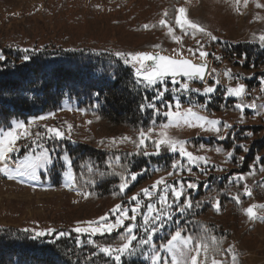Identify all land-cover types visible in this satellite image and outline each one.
<instances>
[{
  "label": "rangeland",
  "instance_id": "rangeland-1",
  "mask_svg": "<svg viewBox=\"0 0 264 264\" xmlns=\"http://www.w3.org/2000/svg\"><path fill=\"white\" fill-rule=\"evenodd\" d=\"M119 1L0 0V38H7L10 41L15 33L20 34L22 41L25 42L17 44L26 48H31L35 42L44 47L51 41L56 42L64 49L82 47L84 45L78 41L63 42L64 38L58 32L59 28L56 29L54 26L57 21L55 13L63 8H68V10L70 8V20L82 21L95 16L98 12L114 9L120 4ZM257 5H264V0H246V2L245 0H238V2L237 0H184L180 7L187 10V17L201 25L205 29L204 32L194 31L187 27L182 29L176 22L168 23L174 31L169 33L168 27L165 26L164 32L154 42H138L134 48L124 46L107 48V51L115 55L117 52L126 55L151 53L175 59H188L208 67L203 80L194 79L189 82L187 77L179 76L176 77L177 82L174 83L172 78L168 77L154 86L146 87L155 93L156 97L152 103H155L160 114L150 108L153 110L154 116L158 118L157 127L151 133V139L145 141L143 148H138L142 151L146 150L150 155L157 156L153 141L159 139L161 125L168 124L170 121V118L163 113L170 110L169 104L173 106L171 110L175 111L174 106L178 100L182 113L185 109L192 108L194 112L209 120H218L222 124L231 125L230 128H222L220 133L205 131L199 127H189L183 123L178 127L173 126L168 129L172 137L186 141L185 147L188 151L194 155L206 157L208 161L206 164L197 162L189 165L186 157H181L178 152L173 153L161 146L159 155L163 152L172 154V156L177 155L176 161L184 165L182 172H176L169 176L168 173L173 172L171 166L169 171L155 174L149 180L141 178L144 176L143 172L137 176L135 181L129 180L127 189L123 192L120 191L123 194L121 201L110 200L106 203L105 207L108 212L96 215L92 207L80 210L81 204L87 196L77 189L75 182L71 187L66 186L68 180L65 172L69 170V164L65 157L68 158V156L65 153L61 154L59 147L65 143L76 144L87 141L96 143L99 141L97 135L99 132L92 125L91 117L84 110L79 109L75 101L65 99L58 111L41 116L45 119L38 117L23 121L28 130L27 134L23 129H18L17 134L20 138L16 142L15 151L9 153L7 161H0V169L7 165L13 175H15L17 165L26 157L40 155L45 149L48 150V155L53 161L47 171L39 170L38 179L19 175L9 179L3 171H0V228L12 226L33 233L54 229L69 233V231H74L77 226L86 227V222L99 221L100 217L106 215L109 217L108 222L114 223L118 214H113L111 210L116 205L120 204L129 209L134 207L135 202L130 198L141 193L142 189L151 188L161 177H164L169 184L180 181L185 184L189 182L197 184L195 189L186 188L185 193L196 192L199 186L210 187L214 178L220 177L224 183V189L229 192L236 203L235 214L229 213L230 204L220 207V211L215 210L220 222L232 226L231 238L224 243V252L220 257L213 255L211 251H209V256H215L216 259L222 260L223 264H232L233 254L237 257L236 264H264V219L250 220L243 211L250 205L264 204V40H261V37L264 36V7ZM208 33L217 39H211ZM173 36L180 37L179 41L174 40ZM219 43L229 48L239 44L252 45L255 47V54L251 55L250 59L246 56L239 58L232 54L225 55L222 53ZM200 51L207 52V57H201ZM128 58L130 59V56ZM133 69L135 75L136 68L133 66ZM229 71L231 77L228 75ZM217 80H219L218 84ZM184 82L189 83L191 91L182 89L181 85ZM138 83L145 87L146 82ZM240 84L245 86L242 96L236 97L227 94V88L237 87ZM208 86H214L216 91L205 95L203 89ZM165 88L167 91L164 92L163 97L157 98L158 92ZM195 89H200V91H195ZM201 105H205V107H200ZM237 105L243 107L240 108ZM250 105H255V107H250ZM14 124L15 122L12 127ZM68 125H72L70 131ZM48 127L61 129L65 133L64 138L52 137L50 133H47ZM148 131L144 132L148 133ZM220 136L225 138L220 139ZM137 139L139 141L140 133ZM224 143L227 145H223ZM243 146H246L248 150L244 151ZM229 152L233 153L231 157L228 156ZM61 164L64 166L63 181L60 186L56 187L51 183V172L54 166V169H58ZM189 167H191V172L187 170ZM71 171L73 172L72 168ZM245 186L251 190V196L245 194ZM158 195L159 193L154 194L151 199L141 195L143 203L140 206V212L135 213V221L125 220L124 226L114 229L111 233L84 234L94 237L112 235L122 230L126 235L127 225L135 224L134 233L138 239L133 241V247L136 251L132 255H123L120 263L124 258H132L152 264L150 257L153 254L152 245H154L162 257L160 264H171V253L162 247L167 242L159 245L156 241L171 229L174 222L178 221L179 215L185 214L191 208L183 213L178 210V204H184L181 203L184 197L182 196L179 202L172 204V218L166 219L164 227L156 231L152 236L151 244L141 245L139 240L148 236V233L144 231L143 215L147 214V205L150 203L157 208L160 207L157 203ZM236 195L240 196V203L234 199ZM168 198L172 203L171 192H169ZM257 211L260 215H264V209H257ZM133 214L131 211L129 212L130 216ZM80 217L83 220L77 219ZM147 227L151 229L155 227V223L150 221ZM181 233L182 236H189L182 230ZM113 245L118 246L117 244ZM201 260H203V255ZM208 264H211L210 260Z\"/></svg>",
  "mask_w": 264,
  "mask_h": 264
},
{
  "label": "trees",
  "instance_id": "trees-1",
  "mask_svg": "<svg viewBox=\"0 0 264 264\" xmlns=\"http://www.w3.org/2000/svg\"><path fill=\"white\" fill-rule=\"evenodd\" d=\"M183 1L120 0L114 9L76 22L70 20V8H63L55 13L54 26L59 28L63 42L78 41L84 45L74 49H64L54 41L44 47L37 42L31 48L21 47L17 43L25 41L17 33L10 41L0 38V56L3 57L0 59V129L6 131L14 122H26L58 111L63 100L69 99L91 117L92 125L99 132L96 143H65L59 147V152L65 153L71 161L77 189L90 193L80 210L92 207L94 214H104L108 212L105 207L108 201H121L120 173L128 175L125 167L134 173L147 169L141 178L149 180L155 174L169 171L176 161L177 155L166 152L145 156L133 143L138 142L141 130L157 127L158 118L153 110L141 108L142 104L152 103L156 95L138 83L133 64H125L123 58L107 48H134L138 42H154L165 30L159 21L166 19L170 24L175 23L176 9ZM145 24L150 27L145 29ZM219 45L225 55L250 59L255 54L252 45L239 44L231 48ZM54 168L51 183L58 187L63 181L64 166ZM193 192L185 193L181 200L185 203L190 197L192 210L179 215L178 221L156 242L163 245L177 230H182L194 239L203 238L213 255L220 257L224 243L231 238L232 226L217 219L215 201L220 202V207L230 204L229 213L233 214L236 203L224 189L220 177L214 178L210 187L199 186ZM60 232L33 239L35 233L31 231L12 226L0 228V264H116L95 245H119L125 236L122 230L94 237L74 231L59 236ZM213 236L215 241L211 240ZM120 264L148 263L124 258Z\"/></svg>",
  "mask_w": 264,
  "mask_h": 264
},
{
  "label": "snow or ice",
  "instance_id": "snow-or-ice-1",
  "mask_svg": "<svg viewBox=\"0 0 264 264\" xmlns=\"http://www.w3.org/2000/svg\"><path fill=\"white\" fill-rule=\"evenodd\" d=\"M238 2V0H237ZM246 2V0H245ZM258 7H264V5H257ZM178 15L176 16V24L179 25L182 29L187 27L188 29H192L194 31L204 32L205 29L199 25L198 23L190 20L187 17V10L184 7H180L176 9ZM166 17L168 15L167 11L163 13ZM159 24L162 26L168 27L169 33H172L173 28L168 25V21L166 19H161ZM154 27V25H152ZM150 25L145 24L144 28L147 29ZM211 36V33H208ZM174 40L179 41L180 37L173 36ZM211 39H217L215 36H211ZM261 40H264V36L261 37ZM192 51L191 49L189 50ZM193 54H195L193 52ZM117 56H120L124 59L125 64H133L136 68L135 75L137 77L138 82H146L145 87H151L156 85L158 82H162L165 78L171 77L173 82L176 83V77H187V80L190 82L194 79L203 80L205 74V64H195L191 60L188 59H175L165 55H154L151 53H137V54H125L122 52H117ZM182 55V53H180ZM199 55L201 57H207L208 53L204 51H200ZM130 56V59L128 58ZM0 59H3L0 56ZM27 60L28 57L26 56ZM219 59V58H218ZM151 62V63H149ZM138 65V67H136ZM229 77H231V72L228 73ZM219 83V80L216 81ZM184 91H191L189 88V83L184 82L181 85ZM167 91L165 88L162 91L158 92L157 98H162L164 92ZM195 91H200V89H195ZM205 95L211 94L216 91L214 86H208L203 89ZM227 94L229 96L240 97L245 92V86L240 84L237 87H229L227 88ZM153 108L157 114H160V110L156 108L155 103H149L147 105L142 104L141 108ZM172 105H168L169 111L163 113L166 117L170 118L168 124L161 125V131L159 132V139L153 141L156 152L155 154L159 155L161 146L166 147L173 153H179L181 157H186L189 165L196 164L197 162L207 163V158L203 156L194 155L192 152L188 151L185 147L186 141L179 140L177 138L172 137L168 129L173 126H180L181 123L187 125L189 127H199L204 129L205 131H213L216 133H220L222 128H230L231 125L222 124L218 120H209L207 117L199 115L197 112H194L192 108H187L182 113L180 111L181 105L177 100L175 104V111H172ZM200 107H205V105H201ZM237 107L242 108V105H237ZM250 107H255V105H250ZM54 115V114H53ZM40 119H45V117H40ZM91 123V121H89ZM72 125H68L69 131L71 130ZM18 129H23L25 134H27V127L23 121L15 122L14 127L9 128L7 131L0 129V161H7L9 159V153L15 151V146L17 140L20 136L17 134ZM155 129H149L148 133H145L143 130L140 132V139L138 142L133 141V143L137 144V148H143L145 145V141L147 139H151V133L154 132ZM47 133H50L54 138H64L65 133L56 127H48ZM37 135H40L37 133ZM225 137L220 136V139H224ZM123 139H130L128 137H124ZM115 143V141H113ZM244 147V151H247V147ZM203 148V145H201ZM219 151V149H217ZM139 154V153H137ZM143 155H150L149 152L143 150ZM233 155L232 152L228 153V156L231 157ZM119 160V157H116ZM243 159V157H241ZM65 160L69 164V170L65 172V176L67 177L68 183L66 186L71 187L72 183L75 182V175L71 171V161L65 157ZM52 158L48 155V150L45 149L40 155L36 156H28L22 162H20L16 169L15 175L29 176L31 179H38V172L40 169L48 170V166L52 164ZM109 166H111L109 164ZM173 172H169L168 175L171 176L176 172H182L184 170V165L179 161H175L172 164ZM159 170V169H157ZM191 172V167L187 169ZM3 171L9 179L15 178V175L11 174L10 169H8L7 165L3 169ZM147 171V169H143L140 173L130 172L125 167V172H128V175L124 173H120L121 183L119 184V190L123 192L125 189L129 187V180L135 181L138 175L143 174V172ZM242 179L243 177H239ZM163 186V187H161ZM197 184L194 182H189L185 184L183 181L169 184L164 177H161L157 180L151 188L142 189V192L132 196L130 199L135 202V206L129 208H124L120 204L116 205L115 208L111 210L113 214H118V218L114 223L108 222L109 217L103 216L99 218V221H88L86 222V227L77 226L74 231L78 234L91 233V234H103V233H111L114 229H117L121 226H124L125 220L135 221L136 215L135 213L140 212V206L143 203L141 200V195L143 197H147L149 199L156 193H159L157 196V203L160 205L157 208L154 204L147 205V214L143 215L144 220V231L148 233L147 238L140 239L139 243L141 245H150L152 236L156 233V231L160 228L164 227L165 220H170L172 218V204L180 201V198L184 196L185 189H195ZM172 193L173 201L169 202L168 194ZM245 194L248 196L252 195V192L247 186H245ZM90 195V193H86L85 196ZM237 203H240V196L236 195L234 197ZM192 201L190 197H187L185 203L183 205L178 204V210L183 213L188 208H191ZM199 206V204H197ZM215 207L217 211H220V202L215 201ZM257 209H264V204L262 205H250L243 211L249 217L250 220L255 219H264V215H260ZM134 213L133 215H129V212ZM151 222L155 223V227L149 229L147 225ZM97 226H93V225ZM136 228L135 224L127 225V233L122 237L123 242L118 246L114 245H100L96 244L95 246L99 249L101 253H104L110 258H114L116 264H120L121 257L125 254L132 255L136 249L133 247V241H136L138 238L134 233V229ZM54 229H49L47 232L40 231L36 232L33 236V239L43 237L49 235L54 232ZM68 233L61 231L59 236H65ZM212 241L216 240V237H211ZM89 243L95 244V241L89 240ZM167 252L171 253V264H208L209 260L211 264H223L222 260L216 259L215 256H209V244L204 242L203 238L195 239L192 236H182L181 230H177L174 235L171 236V239L167 241L165 245L162 246ZM153 254L150 259L152 260V264H160L162 257L160 256V252L158 249L152 245ZM232 251V249H229ZM203 255V260H201V256ZM237 257L235 254L232 256V264H236Z\"/></svg>",
  "mask_w": 264,
  "mask_h": 264
},
{
  "label": "water",
  "instance_id": "water-1",
  "mask_svg": "<svg viewBox=\"0 0 264 264\" xmlns=\"http://www.w3.org/2000/svg\"><path fill=\"white\" fill-rule=\"evenodd\" d=\"M193 62V61H192ZM194 63V62H193ZM196 64V63H195ZM207 71H208V67L206 66V68H205V74H204V77H205V75L207 74ZM179 77V76H178Z\"/></svg>",
  "mask_w": 264,
  "mask_h": 264
}]
</instances>
